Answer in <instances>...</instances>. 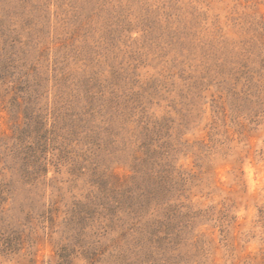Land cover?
Masks as SVG:
<instances>
[{"label": "rangeland", "instance_id": "obj_1", "mask_svg": "<svg viewBox=\"0 0 264 264\" xmlns=\"http://www.w3.org/2000/svg\"><path fill=\"white\" fill-rule=\"evenodd\" d=\"M0 264H264V0H0Z\"/></svg>", "mask_w": 264, "mask_h": 264}, {"label": "trees", "instance_id": "obj_2", "mask_svg": "<svg viewBox=\"0 0 264 264\" xmlns=\"http://www.w3.org/2000/svg\"><path fill=\"white\" fill-rule=\"evenodd\" d=\"M242 75H247L246 72H243V71H239ZM246 76V80L247 81H250L251 82V77ZM161 189V188H160ZM153 225V228H151V230H145L146 232V239H147V242L151 244V246L155 247L156 249H160V251L163 249L162 247V243L161 241L164 240L167 242L168 240V237L170 236V233L168 234V232H164V228H162V224H160L159 221H155L151 224V226ZM164 227V226H163ZM163 229V230H162ZM159 233H164L166 234V236H161L159 235ZM11 241L9 237L5 238L4 239V244H6V249H13L15 247V245L11 244Z\"/></svg>", "mask_w": 264, "mask_h": 264}]
</instances>
